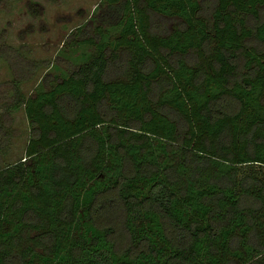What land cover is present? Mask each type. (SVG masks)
<instances>
[{
  "label": "trees",
  "instance_id": "obj_1",
  "mask_svg": "<svg viewBox=\"0 0 264 264\" xmlns=\"http://www.w3.org/2000/svg\"><path fill=\"white\" fill-rule=\"evenodd\" d=\"M100 6L0 121V264H264V0Z\"/></svg>",
  "mask_w": 264,
  "mask_h": 264
},
{
  "label": "rangeland",
  "instance_id": "obj_2",
  "mask_svg": "<svg viewBox=\"0 0 264 264\" xmlns=\"http://www.w3.org/2000/svg\"><path fill=\"white\" fill-rule=\"evenodd\" d=\"M102 0H0V121L5 127L1 162L26 156L31 127L17 90L34 93L47 76L70 74L80 48L68 44L79 27L96 22ZM101 7V6H100ZM97 19V18H96ZM156 27V26H155ZM160 29L165 27L159 24ZM90 54L94 50L85 48ZM72 56V57H71ZM50 86V85H48ZM232 101H224L228 105Z\"/></svg>",
  "mask_w": 264,
  "mask_h": 264
}]
</instances>
